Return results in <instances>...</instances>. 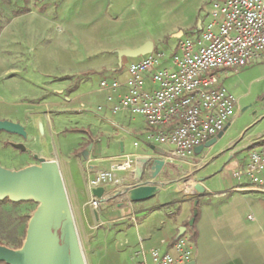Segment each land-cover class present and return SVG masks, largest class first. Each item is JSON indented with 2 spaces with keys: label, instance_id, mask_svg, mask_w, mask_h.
<instances>
[{
  "label": "crops",
  "instance_id": "0c3cea01",
  "mask_svg": "<svg viewBox=\"0 0 264 264\" xmlns=\"http://www.w3.org/2000/svg\"><path fill=\"white\" fill-rule=\"evenodd\" d=\"M211 11L206 19L193 17V25L198 23L195 30L211 20ZM175 39L170 44L174 45ZM149 40L155 43L145 37L133 48ZM125 60L120 65L118 59V66L108 65L107 70H102L101 64L100 68L93 65L91 74L102 73L99 83L103 77L124 81L133 59ZM261 64L235 73H222V82L237 98V113L215 144L191 156L196 161L173 156L169 148L154 144L168 152L167 164L157 178L160 190L154 197L138 202L129 198L125 191L135 184L134 173L130 172L118 173L123 178L121 183L103 186L107 200L98 209L90 207L94 216V238H87L90 264H142L143 257L138 252L172 251L181 227L186 228L183 235L192 236L195 241L193 264H264V188L252 184L246 176L240 180L234 177V172L243 167L250 147L264 138L262 130L250 132L249 126L257 119L248 124L246 119H240L246 108L243 109L241 99L250 93L246 90L250 82L246 76L254 75V81H263ZM89 79L84 76L58 80L41 94L42 100H31L25 108L5 116L25 127L27 139L4 131L10 136V143L23 142L27 146L25 152H34L35 159L30 164L38 163L39 157L58 162L70 203L81 213L84 229L88 221L86 207L94 196L90 179L113 163L130 157L161 158L151 149L150 125L143 116L125 110L112 111L114 103L126 94V86L109 101L108 91L100 86L96 88L94 83L90 85L86 82ZM258 119L257 123L264 116ZM75 129L85 132H74ZM90 146L85 158L84 152ZM146 171L149 173V168ZM143 179H148L147 175ZM198 184L204 188L203 193L195 190ZM197 204L200 215L193 228L190 221ZM146 260L153 264L149 255Z\"/></svg>",
  "mask_w": 264,
  "mask_h": 264
},
{
  "label": "rangeland",
  "instance_id": "374dc122",
  "mask_svg": "<svg viewBox=\"0 0 264 264\" xmlns=\"http://www.w3.org/2000/svg\"><path fill=\"white\" fill-rule=\"evenodd\" d=\"M213 2L216 0H0V119L13 121L5 116L25 108L31 100H42L47 88L67 77L77 80L85 76L90 78L86 82L97 88L102 73L91 74V67L116 68L117 50L133 48L145 37L154 40L155 50L166 52L169 58L181 36L176 35L181 30L194 31L198 23L193 25V17L206 19ZM190 25L194 27L187 28ZM174 39L176 43L170 44ZM260 63L264 67V58L240 71ZM246 78L250 93L241 99L246 108L240 119L248 124L264 116V80L254 81V75ZM257 121L249 126L250 132L264 131V119ZM9 137L0 130V165L18 168L30 164L34 152L13 147ZM38 206L33 200L0 203V244L16 238L25 241ZM70 206L90 264L87 238H94L91 206L88 203L86 207V229L81 213ZM189 238L195 243L192 236Z\"/></svg>",
  "mask_w": 264,
  "mask_h": 264
},
{
  "label": "built area",
  "instance_id": "2783aa9c",
  "mask_svg": "<svg viewBox=\"0 0 264 264\" xmlns=\"http://www.w3.org/2000/svg\"><path fill=\"white\" fill-rule=\"evenodd\" d=\"M175 47L169 58L160 50L133 58L124 81L103 77L100 87L113 101L126 86L113 113L125 110L143 116L150 125V143L166 146L173 156H195L197 147L217 137L236 116L237 98L222 82V73L264 58V0L214 2L211 20L183 33ZM134 170L135 159L130 157L98 172L89 183L92 190L118 184L123 180L119 172ZM244 176L264 188V138L250 147L243 167L234 172L239 180ZM101 203L95 195L89 202L93 209ZM172 249H142L138 255L142 264H148L147 255L153 264H193L195 248L189 236H180Z\"/></svg>",
  "mask_w": 264,
  "mask_h": 264
},
{
  "label": "water",
  "instance_id": "95a60500",
  "mask_svg": "<svg viewBox=\"0 0 264 264\" xmlns=\"http://www.w3.org/2000/svg\"><path fill=\"white\" fill-rule=\"evenodd\" d=\"M182 34L180 31L178 35ZM154 49L155 43L151 40L137 48L118 49L119 64L122 65L126 57L138 58L152 53ZM0 130L28 138L27 130L19 122L0 119ZM224 131L206 144L197 147L195 154L199 155L215 144L218 138L223 136ZM11 145L23 152L27 151V146L23 142H11ZM91 147L85 150V158H88ZM151 149L161 158H153L150 155L135 158V184L125 191L132 201L150 199L160 190L157 178L167 164L165 157L168 156V152L154 144L151 145ZM178 157L196 161L191 156ZM148 168L149 173L146 171ZM146 175L148 179H143ZM195 190L204 192L200 184L195 186ZM93 194L105 201L104 187L95 188ZM6 198L14 202L33 200L38 202L39 206L31 216L26 239L20 248L0 244V261L8 264H87L63 175L56 160L39 157L38 163L21 169H10L0 165V201ZM194 222L195 218L191 219L190 223ZM185 230V227H181L180 236Z\"/></svg>",
  "mask_w": 264,
  "mask_h": 264
},
{
  "label": "trees",
  "instance_id": "16d2710c",
  "mask_svg": "<svg viewBox=\"0 0 264 264\" xmlns=\"http://www.w3.org/2000/svg\"><path fill=\"white\" fill-rule=\"evenodd\" d=\"M75 131H83V130L82 129H75ZM83 132H85V131H83ZM7 201L12 202L10 199L6 198V199L0 201V203H4V202H7ZM194 210L196 212V214L194 216L195 222H196L198 220V218H199V215H200V210H199V205L198 204L195 206ZM192 227L195 228V223L192 225ZM194 237H196V233L194 234ZM23 242H24L23 240H18L16 238V239H13V240L9 241L6 245L11 247V248H20L23 245ZM0 264H8V263H6L4 261H0Z\"/></svg>",
  "mask_w": 264,
  "mask_h": 264
}]
</instances>
